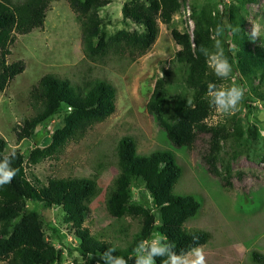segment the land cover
I'll return each mask as SVG.
<instances>
[{
    "label": "rangeland",
    "instance_id": "rangeland-1",
    "mask_svg": "<svg viewBox=\"0 0 264 264\" xmlns=\"http://www.w3.org/2000/svg\"><path fill=\"white\" fill-rule=\"evenodd\" d=\"M131 1L134 0H111L99 10L103 20L102 39L107 41L120 30L143 31L124 17L123 6ZM232 7L238 8L245 19L247 33L250 22L264 24V0H180L172 22L160 21L158 38L144 55L134 60L127 56L119 60L115 56L103 63L87 58L81 25L70 3L52 0L44 27L17 34L11 47L8 60H23L26 69L0 91V136L7 141L5 153L19 150L27 160L34 150L49 145L53 132L62 126L65 115L60 113L38 125L31 137L21 141L17 138L18 125L36 113L32 92L45 74L68 77L76 84L83 83L84 75L106 79L116 89L114 113L72 139L61 154L27 165L26 172L35 173L43 183L53 177L92 176L100 172V193L90 204L89 213L83 216V227L97 240L124 245L140 223L130 216L116 219L106 208L107 192L119 172L118 142L128 134L135 137L140 153L170 149L183 166V175L173 194L193 195L202 203V210L186 227L211 231L210 241L203 245L207 264H256L250 258L251 251L256 249L264 254V98L260 95L264 80L259 74L249 79L241 73L232 30L216 35L219 24L215 17L220 16L222 22L229 23ZM174 28L189 32L192 37L197 29H209L208 48L214 50L215 40L220 39L225 54L231 53L233 62L229 80L216 77L213 84H243L246 88L239 111L227 116L214 110L208 118L209 124L223 126L220 150L215 155L219 175L209 172L203 158L210 148L209 135H200L190 147L175 146L147 109L159 77L166 80L169 92L164 103L167 120L176 121L177 110L195 105L198 99L199 93L186 83L188 68L172 61L181 48L173 38ZM100 39L96 38V42ZM249 46L256 52L264 47V37L249 39ZM131 194L135 204L152 209L158 219L159 211L141 179L134 181ZM31 211L39 213L47 240L59 253V260L50 264H97L99 257L89 259L79 251L80 240L72 227L73 221L67 219L61 205L44 207L40 201L28 200L25 213ZM126 226L130 227L128 233L123 231Z\"/></svg>",
    "mask_w": 264,
    "mask_h": 264
},
{
    "label": "trees",
    "instance_id": "trees-1",
    "mask_svg": "<svg viewBox=\"0 0 264 264\" xmlns=\"http://www.w3.org/2000/svg\"><path fill=\"white\" fill-rule=\"evenodd\" d=\"M52 0H0V91L26 69L23 60L10 62L11 47L17 34H27L43 28ZM76 12L81 25L82 39L87 58L105 63L115 56L119 60L126 56L131 60L144 55L158 38L160 21L170 24L179 10L180 0H134L123 6L124 17L143 28L141 32L118 31L109 40L101 37L103 20L99 10L111 0H67ZM256 2L257 0H252ZM218 24L222 17L216 16ZM245 19L239 9L232 7L229 24L239 28L236 36L241 73L249 79L260 75L264 80V47L254 52L249 46ZM173 38L180 45L172 61L188 68L187 85L199 93L193 106H182L177 110L176 121L165 117L164 103L169 94L166 80L159 77L147 103L149 113L154 117L168 139L175 146L190 147L200 135L210 136V148L203 158L209 165V172L219 175L215 155L220 150L219 141L222 125H211L208 118L214 112L206 97L208 85L216 76L207 66L206 58L199 51L200 46L209 47V29L181 32L174 28ZM101 39L96 42V38ZM232 61L231 53H228ZM83 83L76 84L71 78H62L54 73L45 74L32 92L36 108L33 117L27 118L16 130L19 141L31 137L40 124H45L63 113V124L52 135L49 145L36 149L26 160V155L16 150L13 167L19 169L10 184L0 187V264H50L59 260V253L46 237L39 213H25L27 201H40L44 207L61 205L67 219L73 221L76 237L80 240L79 251L88 256L99 257L107 248L116 249L114 255L128 259L132 249L153 232L166 235L175 245L177 252L193 245H204L211 239V231L202 228H187L186 223L202 210V203L193 195L176 196L173 189L183 175V166L170 149L140 153L137 141L132 135H124L117 145L119 172L109 187L106 208L116 219L128 216L138 219L139 228L120 245L112 241L95 239L90 230L83 227V216L90 211V204L100 193L99 174L82 177H53L43 183L35 174L26 172L27 165H36L45 158L61 154L67 144L84 134L93 125L106 120L116 109V89L106 79L83 76ZM264 98V90L260 91ZM7 141L0 136V158L5 153ZM264 161V155H263ZM141 179L159 211L158 219L147 206L135 204L131 189L135 180ZM19 219L16 223L15 221ZM158 221V223H156ZM130 227L123 231L128 233ZM132 229V227H131ZM250 258L256 264H264V254L254 249ZM164 258H157L162 264ZM94 264V263H88ZM102 264V261H101ZM129 264L133 261L129 259Z\"/></svg>",
    "mask_w": 264,
    "mask_h": 264
},
{
    "label": "clouds",
    "instance_id": "clouds-1",
    "mask_svg": "<svg viewBox=\"0 0 264 264\" xmlns=\"http://www.w3.org/2000/svg\"><path fill=\"white\" fill-rule=\"evenodd\" d=\"M248 38L255 41L257 38L264 37V24L260 21H252ZM226 30L233 32L239 28H232V25L225 20L217 25L215 31L217 36H221ZM214 50H210L204 45L200 46L199 51L206 58L207 66L212 73L221 81L229 80L233 73V62L225 54L220 39L215 40ZM246 88L243 84L217 85L210 83L207 88L206 97L214 110L221 114L230 116L239 111L240 105L245 98ZM16 159V151L13 149L6 152L0 158V187L10 184L17 175L19 169L13 167ZM198 237L193 236V245L179 252L175 250L173 242L160 232H153L148 238L140 240L132 249V255L126 259L121 255H114L116 249L107 248L99 255L97 264H129V259L133 264H157V258H164L162 264H207L206 254L203 245L195 242ZM93 254L88 253V258L92 259Z\"/></svg>",
    "mask_w": 264,
    "mask_h": 264
}]
</instances>
